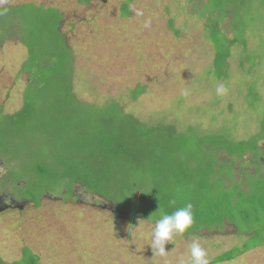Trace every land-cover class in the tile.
Masks as SVG:
<instances>
[{
  "label": "rangeland",
  "instance_id": "1",
  "mask_svg": "<svg viewBox=\"0 0 264 264\" xmlns=\"http://www.w3.org/2000/svg\"><path fill=\"white\" fill-rule=\"evenodd\" d=\"M123 1L0 2L9 4L0 7V36L7 33L0 45V121L25 105V94L33 90L29 78L52 68L57 57L64 63L65 34L74 58L73 90L80 101L121 98L125 111L146 126L165 123L179 133L225 135L233 142L264 134V0L240 3L235 33L230 11L224 15L226 34L232 38L234 33L239 41L231 48L229 73L223 77L215 75L214 47L205 16L199 15L206 11L207 0H132L131 16L121 17ZM137 9L143 15L137 16ZM171 18L178 34L168 26ZM52 71L62 74V64ZM59 73H49L54 83L33 96L29 118L20 129L0 126V142L7 141L17 158L10 161V154H0V195L18 200L17 206L0 211V264H179L189 259L192 240L206 248L211 264H264V245L214 262L223 252L246 244V235L228 223L177 236L166 244L167 256L154 255L149 245L154 223L131 214L137 210L153 218L147 207L155 202L142 199L158 195H148L151 187L143 188L140 180L146 182L151 168L128 163L126 174L119 171L117 178L104 182L102 160L121 142L153 149L151 161L159 164L166 148L163 139L142 140L134 126H113L90 111L83 113V108L73 110L72 103L64 102ZM221 84L227 89L224 94L217 93ZM139 85L146 88L132 100L130 92ZM107 129V145L97 146L93 135ZM259 146L256 158H236L242 174L244 167H264V138ZM218 155L222 158L224 152ZM73 161L76 174L64 179L63 165ZM84 166L97 169V179L101 176L96 195L78 186ZM250 168L247 172L254 174ZM13 176L28 182H13Z\"/></svg>",
  "mask_w": 264,
  "mask_h": 264
},
{
  "label": "trees",
  "instance_id": "2",
  "mask_svg": "<svg viewBox=\"0 0 264 264\" xmlns=\"http://www.w3.org/2000/svg\"><path fill=\"white\" fill-rule=\"evenodd\" d=\"M131 1L124 0L121 3L119 12L121 17L131 16ZM207 2V5L203 7L206 8V11H200L199 15L205 16L206 32H208L214 47L213 68L215 75L223 77L229 73L231 48L239 41L237 36L234 35L235 32L239 31L234 22L235 17L240 12L238 10L240 3H245V0H207ZM227 10L228 12L230 11L234 18L232 38L226 34V28L223 24V17L227 15ZM58 13L60 16V10ZM60 20L62 24L63 11H61ZM168 26L174 29L173 18L169 19ZM174 31L176 34L179 33L175 29ZM3 36H5L4 33L1 34L0 39ZM73 61L72 50L67 45L64 34V63L60 62V58L57 57L56 62H53L54 66L52 68L39 72V75H33V79L30 78L33 90L25 94V105L15 111V113L3 115L5 121H0V126L1 124H9L15 129H20L21 125L25 124L29 118L33 96L38 91L42 92L44 86H48V84L53 82L49 73H59L52 70L55 66L59 68L62 64V74L59 73L58 76H61L60 81L63 83L64 102L72 103L73 110L78 111V107L80 110L83 108V113L90 111V113L96 114L98 117L106 118L113 126H117V124L122 127L123 125L126 127L134 126L142 140L161 137L164 141L166 148L162 149L161 154L158 156L160 165L151 161L156 155L153 149L143 148L141 150L138 147H127L121 142H117L115 148L110 147L109 154L102 160L104 182L117 178L116 174L119 171L126 174L124 165L128 163L140 164L151 168L146 174V182L142 179L140 180L143 188L151 187L152 190L149 188L151 192H149L150 194L147 193L148 195H158L155 199L147 197L142 199V201H148L149 203L155 202L147 207L152 212L153 218L151 217L152 220H150L147 217L148 214L146 215L137 210L131 211V214L154 223L160 214V210L171 213L176 208L191 202L193 204L194 224L184 236L197 234L201 229L212 230L216 227L221 228L226 223L238 229L240 234L244 233L246 235L247 241L242 248L235 247V249L223 252L215 258L214 262L231 260L234 257L236 258L238 254L264 245V167H249L255 170L254 174L250 171L246 174L240 173L238 175L239 167L235 164L236 158L242 159L246 155H249V159L256 158V154L260 151L259 142L264 138V134L257 135L251 140L248 139V141L233 142L231 138L225 135L205 134L201 136L195 133H179L175 126L166 125L165 123L155 127H148L135 114L125 111L121 104V98H107L102 103L80 101L73 90ZM145 88V86L141 85L136 86L130 92L131 99H136L144 92ZM137 90L140 91L137 92ZM108 101H112L111 105L107 103ZM38 126H36V129ZM77 126L81 128L80 124ZM109 131V129L107 131L98 130L97 134L93 135L92 138L94 143L97 146L107 145V139L103 135ZM8 146L9 143L7 141L0 142V154L8 153L10 154V161H16L17 158L12 154ZM191 150L194 151L189 153ZM70 151L75 153L73 150ZM220 152H224L222 158L218 155ZM216 153L217 157L212 156ZM127 154L131 158L125 156ZM260 159L264 161V158L260 157ZM74 162L64 163V171H62L64 179L72 178L71 176L76 174L75 166H73ZM65 164L68 165L67 168ZM250 165L252 166V163ZM69 168L70 172L67 171ZM82 168V176H78L76 179L81 182L78 186H81L84 190L85 187H88L96 195V193L101 191L98 189L101 176L99 179L96 178L97 169L94 170L87 166ZM249 168L247 171H249ZM93 177L95 179H92ZM248 177H251L250 180H248ZM10 178H13V182H18L21 179L28 182V179L23 177L13 176ZM40 178H43L42 174ZM78 186L73 190L74 193ZM121 192H124V189ZM167 193L168 196H165ZM24 196L28 198L26 195ZM100 197L108 201L111 200L107 195H100ZM172 200L176 201L175 205L169 203ZM115 210L122 213L116 207ZM31 262L37 264L36 260H31Z\"/></svg>",
  "mask_w": 264,
  "mask_h": 264
},
{
  "label": "clouds",
  "instance_id": "3",
  "mask_svg": "<svg viewBox=\"0 0 264 264\" xmlns=\"http://www.w3.org/2000/svg\"><path fill=\"white\" fill-rule=\"evenodd\" d=\"M3 2V0H0ZM136 15H143V11L137 9ZM147 27L148 24L146 23ZM227 92L226 87L221 84L217 88L218 94H224ZM183 95H187V92H183ZM170 204L175 205L176 201H170ZM194 224L193 204L191 202L186 203L182 207L176 208L173 212L167 213L160 210L158 218L154 221V227L151 232V240L149 245L151 246L154 255L167 256L166 244L173 243L177 236H182ZM189 259H181L179 264H211L208 252L198 240H192L188 246Z\"/></svg>",
  "mask_w": 264,
  "mask_h": 264
},
{
  "label": "flooded vegetation",
  "instance_id": "4",
  "mask_svg": "<svg viewBox=\"0 0 264 264\" xmlns=\"http://www.w3.org/2000/svg\"><path fill=\"white\" fill-rule=\"evenodd\" d=\"M12 4V3H11ZM29 81H30V78H29ZM249 159V155H246L244 158H242V160H248ZM240 160V159H238ZM237 163L239 164V161H237ZM250 167V166H249ZM247 170H248V167H244V170H243V174L247 173ZM239 172L241 173V169H240V165H239ZM242 174V173H241ZM6 183V186L10 183V182H5ZM8 195V193H7ZM24 198H26L24 195H22ZM28 199V198H26ZM18 200L14 199V197H11L10 195L9 196H6V198H3L1 195H0V211H2L3 209V206H10V207H15L17 206L16 202ZM26 201H30V199L26 200ZM2 207V208H1Z\"/></svg>",
  "mask_w": 264,
  "mask_h": 264
},
{
  "label": "crops",
  "instance_id": "5",
  "mask_svg": "<svg viewBox=\"0 0 264 264\" xmlns=\"http://www.w3.org/2000/svg\"><path fill=\"white\" fill-rule=\"evenodd\" d=\"M11 4V3H10ZM6 5H9V4H2V5H0V7H4V6H6ZM17 18V17H16ZM6 32H5V36H3V38H1L0 39V45H1V47L3 46V44H2V42H3V39H5V37H6ZM6 40V39H5ZM30 247H31V245H30ZM14 258V257H13ZM2 259H4V258H2ZM5 260V259H4ZM6 261H8V260H6ZM40 263V262H39Z\"/></svg>",
  "mask_w": 264,
  "mask_h": 264
}]
</instances>
